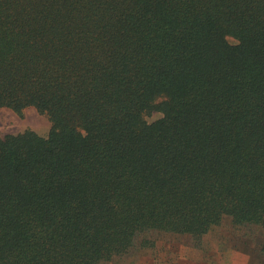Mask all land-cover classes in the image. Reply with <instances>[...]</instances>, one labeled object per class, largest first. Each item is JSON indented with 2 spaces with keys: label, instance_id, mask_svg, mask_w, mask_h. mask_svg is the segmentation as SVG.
<instances>
[{
  "label": "trees",
  "instance_id": "obj_1",
  "mask_svg": "<svg viewBox=\"0 0 264 264\" xmlns=\"http://www.w3.org/2000/svg\"><path fill=\"white\" fill-rule=\"evenodd\" d=\"M4 107L53 125L0 135V264L264 228V0H0Z\"/></svg>",
  "mask_w": 264,
  "mask_h": 264
},
{
  "label": "rangeland",
  "instance_id": "obj_2",
  "mask_svg": "<svg viewBox=\"0 0 264 264\" xmlns=\"http://www.w3.org/2000/svg\"><path fill=\"white\" fill-rule=\"evenodd\" d=\"M229 40L237 42L234 37ZM161 116L162 113L156 111L147 118L153 121ZM52 125L50 117L35 107L22 112L7 107L0 109L1 136L27 130L47 136ZM145 237L155 245L135 248L126 257L104 264H264V228H240L230 218H225L206 236L201 248L193 245L190 235L152 231Z\"/></svg>",
  "mask_w": 264,
  "mask_h": 264
}]
</instances>
